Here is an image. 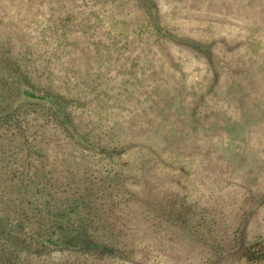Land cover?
Here are the masks:
<instances>
[{
	"label": "rangeland",
	"instance_id": "rangeland-1",
	"mask_svg": "<svg viewBox=\"0 0 264 264\" xmlns=\"http://www.w3.org/2000/svg\"><path fill=\"white\" fill-rule=\"evenodd\" d=\"M20 65L73 99L72 130L36 100L12 106L21 137L1 128ZM1 132L0 175L33 138L51 171L16 196L30 214L33 188L85 194L114 253L89 263L264 264V0H0Z\"/></svg>",
	"mask_w": 264,
	"mask_h": 264
},
{
	"label": "trees",
	"instance_id": "trees-1",
	"mask_svg": "<svg viewBox=\"0 0 264 264\" xmlns=\"http://www.w3.org/2000/svg\"><path fill=\"white\" fill-rule=\"evenodd\" d=\"M63 20L60 19L59 21ZM158 31L164 32V29L160 28ZM168 34L166 31L163 35ZM7 60L9 59L7 58ZM21 67H24L22 75L26 83L17 84L21 89L19 97L11 100L13 103L8 105L9 111L5 117L7 120L2 122L1 128L5 126L7 131L12 128L13 131H16L15 135L18 134L21 137L19 123L21 124L22 119L19 114L20 111L13 112L12 106L21 103L22 101L18 102L20 100H36L37 103L48 104V110L53 111V114L40 112L34 119H41L39 115L42 114L45 125L57 124L64 130V133L72 130V113L69 109L67 110L65 104L73 101V99H69L68 95L58 94L50 90L47 82L43 83L42 81L44 74L39 69H35V66L20 65L18 68ZM58 100L65 104L58 107ZM9 112L12 113L9 114ZM26 115L29 116L30 114L26 113ZM25 116L23 117L26 121L25 127L28 129L30 127L29 119H27L28 116ZM24 132L27 133L26 129ZM3 136L4 133L1 132L0 138ZM72 138L74 137L72 136ZM81 138L90 144L87 135ZM35 140L33 138L30 143L20 144V147L27 153L23 151L21 157L14 163L7 162L4 167V174L0 175V182L5 183L3 190L8 189L10 194H14V198H6L7 192H0V264H45L42 258L55 252L63 256V259L57 264H93L89 263L92 259L99 261L104 260L105 256H107L106 258L113 257V251L104 242V235H96L94 230L87 225V219L77 215L78 209L83 210L88 204L85 203L86 201L80 202L81 197H84L85 194L79 193L78 197V192H75L76 189L74 190L75 186H66L64 191L61 193L55 191V194L50 193V190L45 187L39 190L33 188L39 191L41 199H37L33 203L34 213L32 214L29 213L31 211L29 205L16 197L19 194L24 199L29 192V189L26 190L30 185L29 183L39 179L40 173L45 175V179L51 173L47 169H42L41 166L34 169L37 160L32 159L33 154L29 151L35 146ZM86 148H89L88 145ZM1 152L2 148H0ZM48 180L52 181V178H48ZM55 184L56 182L51 183L53 191L56 188ZM66 191H70V193L65 195ZM31 195L35 196V193L32 192ZM53 209H57V213H53ZM79 212L81 213V211Z\"/></svg>",
	"mask_w": 264,
	"mask_h": 264
}]
</instances>
